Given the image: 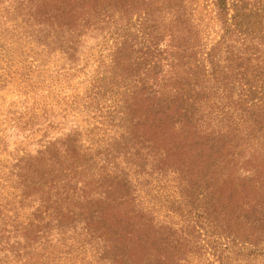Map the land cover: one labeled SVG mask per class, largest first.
Wrapping results in <instances>:
<instances>
[{"label": "trees", "instance_id": "trees-1", "mask_svg": "<svg viewBox=\"0 0 264 264\" xmlns=\"http://www.w3.org/2000/svg\"><path fill=\"white\" fill-rule=\"evenodd\" d=\"M154 2L163 10L159 21L172 26L174 50L160 47L164 32L159 21L149 29L141 27L142 31L129 27L128 36L115 45L125 67L118 76L133 85L119 89L123 100L116 103H126L125 111L115 108L108 120L123 131L120 138L144 130L139 132L142 136H133V145H125L123 153L111 149L101 153L103 149L97 147L93 154V146L60 134L38 103L29 115L19 112L8 129L0 131V152L8 147L5 132L11 129L36 146L34 156L19 145L23 149L13 160H0V264H187L191 252L204 248L217 264H264V0H213L223 21L220 41L210 49L200 44L182 0ZM138 7L126 0H0V38L24 45L21 51L12 43L0 50L5 56L20 55L16 65L20 71L8 58L3 73L8 79L22 75V81H29L35 74L32 68H38L28 55L32 48L45 52L57 46L74 59L78 32L98 31L116 15L121 18L122 12H137ZM224 44L230 50L224 62L230 59L231 67H220L216 60ZM103 88L113 92L105 89L110 85L99 83L92 91L98 97ZM205 105L211 121L229 130L207 128L193 135L203 146L194 166L209 176L214 166L221 167V176L212 183L221 195L214 193L210 208L208 202L199 207L195 197L196 207L182 216L181 226L169 216L158 222L153 206L144 209L145 197L137 182L150 163L177 164L176 143L183 142L175 143L171 131L185 128V122L200 123L202 118L208 123V116L205 120L204 112L200 115L195 109ZM162 112L172 119L171 131L170 124L163 125ZM143 118L154 130L150 137L155 134L160 142L154 156L144 153L154 147L145 137L149 129L133 121ZM55 129L57 133L50 136ZM226 134L233 135L229 143ZM129 160L136 164V173L127 169ZM163 166L157 167L160 173ZM194 183L192 179L187 188L193 190ZM204 200L202 196L200 203ZM210 228L213 232L207 233Z\"/></svg>", "mask_w": 264, "mask_h": 264}, {"label": "rangeland", "instance_id": "rangeland-1", "mask_svg": "<svg viewBox=\"0 0 264 264\" xmlns=\"http://www.w3.org/2000/svg\"><path fill=\"white\" fill-rule=\"evenodd\" d=\"M126 1L128 5H138L137 12L131 13L130 10L129 12H122L120 15L121 18H118L119 15H116L113 17L111 23L103 25L101 28L96 24L95 27L100 29L93 33H86L85 29L81 33L78 32L77 34H81V36L76 38V56L74 59H71L69 54L65 53L64 48H57V46H52L45 52H42L41 49L32 48V53L28 55L35 60L38 68H32L35 74L29 76V81H22V75L19 77L12 75L9 79L6 78L3 72H5L8 64V58H12L14 61H11V64L16 66L17 57L20 55L11 57L5 56L4 52H0L1 132H3L4 129H8L7 125L10 120L19 117V112H23V115H29L34 104L38 103L41 104L42 107L44 106L42 109L46 112V119L53 122V125L59 128L60 134L63 133L70 136L71 141L80 142L83 146H93V154L101 149H103L100 151L101 153L109 149H111V151L115 150L123 153L125 145L131 146L135 142V140L132 139L134 135L136 137L143 135L139 132H144V130H137L138 132H127L128 134L126 137L120 138L123 131L113 127L115 123L112 124L110 120H108V117L112 116L115 108L117 111H125L126 103L125 105L121 104L119 106L116 103L123 100V98L118 95L121 93L119 89L122 90L121 87L123 86L131 87L133 85V83L127 80H122L124 77L120 78L118 76V74L121 73L120 70L125 69V67L118 59L120 54L115 48V45L128 36L127 29L129 27L136 30L138 29L139 31H142L141 27L144 29V26L146 29H149L154 25V22L156 23V21H159L158 15L163 10H159V7L156 6L157 4H154V0ZM163 1L164 0H160V3H163ZM173 1L179 4V0ZM182 4L188 15L190 14V23L198 32L200 44L202 46L204 45L207 49L216 45V43L220 41V26L223 19L216 12L213 0H182ZM136 13H141L143 18L140 19ZM161 15L163 16V14ZM94 21L96 22V20H92V22ZM166 22L169 24L168 21ZM159 23H162L163 29H161V31L164 32V39L160 43V47L165 51H173V46L176 45V36L172 39V26L166 25L162 20H160ZM108 27H110V33L104 35ZM132 29H130V37H132ZM138 37V39L141 40V35ZM9 43H12L11 47L15 45L12 41H2L0 38V50L5 51ZM14 47H18V51H21L24 45L19 44ZM6 53L8 55L14 54L13 51H6ZM215 56L216 60H220V67L225 68L227 64L229 67L232 66L229 62L230 59L228 63L224 62L227 57L230 58V50L227 49L225 44L222 48L220 47ZM204 58L206 59L205 64L209 72L212 71L213 66L210 65V61L208 58ZM74 65L77 67L74 68ZM16 67L20 71V66ZM96 83H99L102 87L104 84L110 85V88L105 89H113V92L106 93L103 88L102 95L96 97L92 91V86ZM236 97L237 94H234V98ZM220 105L224 104L220 103ZM208 107V105H205V107L197 106L195 108L197 114L201 115V113L204 112L205 120L208 116V123L205 122L203 118L200 123L190 124V122H185V128L181 129L182 127L180 126L176 127L178 131H171L173 126L172 119L167 116V113L162 112L163 115L161 117L164 122L163 125H171L169 128L171 137L174 135L175 143L179 140L183 142L180 143V145L176 143V146L179 147L177 151L178 154H175L173 158H177V164L167 163L164 160L159 161L157 159L159 162L150 163V165L146 167L145 173L142 175L144 178L139 179L137 182L141 185V196L145 197L141 201L144 209H151L153 206V215L158 222L166 221L165 217L169 216L175 224L181 226L184 221L182 216H185L190 208L196 207V203L194 202L195 197L199 199V207H203L204 204L208 202L206 206L210 208L214 193L217 197L221 195L219 191H214L215 188L212 186V183L215 181L214 177L221 176V167L214 166L215 169L210 170L213 176H209L207 175L208 171L201 175V171L198 167L194 166V158L197 155V151H202L203 146H200L202 142L198 143V141H195L193 135L196 136L198 130L202 131L207 128H213L216 131L229 130L216 126L217 121H211L212 117L208 115ZM225 110L227 109L225 108ZM133 121L134 123L138 121L140 124L139 126L142 125L145 129H149L145 137H147V140L148 137L150 138L154 147L153 149L145 150L144 153L154 156L157 153L156 146L159 147L160 145V142L155 140V134L150 137L154 130L149 128V125L145 122L146 118ZM133 129L135 130V127ZM128 131H132V127H130ZM56 133V129L55 131L51 130L50 136L53 137ZM5 134L8 135V147L4 152H0V160L4 162H7L5 161L6 159L13 160L17 150L21 151L23 149L18 147L19 145L30 149L31 155L34 156L36 146L32 144L33 141H30V139L25 140L26 136L19 134L18 130L11 129L6 131ZM226 136L227 138L224 139L225 143H229L231 141L229 138L233 137V135L226 134ZM102 138L105 139V143L102 142ZM95 143L98 145L96 146ZM232 143H235V140H232ZM106 144H109L107 146L111 147L106 148ZM148 146L149 144L146 145V147ZM97 147V151H94ZM197 147L200 148L197 150ZM127 163V169L132 170L131 174L136 173L134 170L136 164L132 163L131 160L127 161ZM163 163L165 166H163V171L160 173L157 167H161ZM123 166L124 164H121V167ZM234 170L236 169L234 168ZM163 174H165L164 177ZM192 179L197 181V183H194L195 187H193V190H189L187 187L191 185L188 183L192 182ZM146 182L149 183L145 185ZM175 186H180L181 188L179 190L173 189ZM163 187H166V190H162ZM199 195L205 198L202 203H200L201 197ZM183 229L185 232L188 230L185 226ZM206 231L207 233H212L213 229H206ZM211 241L212 239L209 240L210 243ZM194 251L191 252L192 254H190L189 263L187 264H217V260L210 254L209 250L204 248L200 251Z\"/></svg>", "mask_w": 264, "mask_h": 264}]
</instances>
